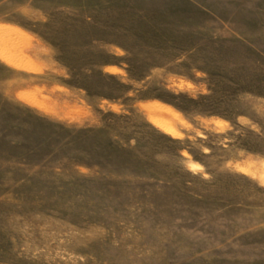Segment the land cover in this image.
Here are the masks:
<instances>
[{"label":"rangeland","instance_id":"374dc122","mask_svg":"<svg viewBox=\"0 0 264 264\" xmlns=\"http://www.w3.org/2000/svg\"><path fill=\"white\" fill-rule=\"evenodd\" d=\"M0 264H264V0H0Z\"/></svg>","mask_w":264,"mask_h":264}]
</instances>
